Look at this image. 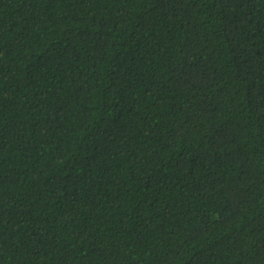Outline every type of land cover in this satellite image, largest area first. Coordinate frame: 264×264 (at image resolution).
I'll list each match as a JSON object with an SVG mask.
<instances>
[{"label":"trees","instance_id":"16d2710c","mask_svg":"<svg viewBox=\"0 0 264 264\" xmlns=\"http://www.w3.org/2000/svg\"><path fill=\"white\" fill-rule=\"evenodd\" d=\"M0 264H264V0H0Z\"/></svg>","mask_w":264,"mask_h":264}]
</instances>
